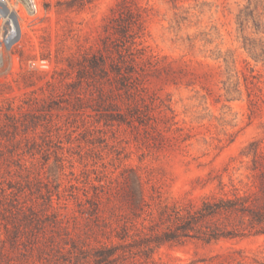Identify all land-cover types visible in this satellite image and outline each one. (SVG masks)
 <instances>
[{
  "label": "rangeland",
  "instance_id": "obj_1",
  "mask_svg": "<svg viewBox=\"0 0 264 264\" xmlns=\"http://www.w3.org/2000/svg\"><path fill=\"white\" fill-rule=\"evenodd\" d=\"M119 1L34 0V19L21 23L20 39L19 30L8 36L10 24L0 26V192L11 185L39 214L48 207L63 218L68 231L60 230L56 264H75V238L93 246L123 241L117 234L131 214L121 213L137 175L158 216L177 201L245 189L252 161L244 153L253 140L264 146V62L244 47L251 38L264 48V0H137L150 12L147 51L197 74L178 84L150 76L140 100L154 114L147 124L120 122L124 115L97 105L94 82L82 77ZM249 67L259 78L246 86L241 71ZM151 207L139 227L144 217L150 224ZM129 224L134 264H264V234L191 237L155 247L147 258L139 251L144 232ZM5 238L0 229V250Z\"/></svg>",
  "mask_w": 264,
  "mask_h": 264
},
{
  "label": "trees",
  "instance_id": "obj_2",
  "mask_svg": "<svg viewBox=\"0 0 264 264\" xmlns=\"http://www.w3.org/2000/svg\"><path fill=\"white\" fill-rule=\"evenodd\" d=\"M149 15V9L137 0H120L105 23V33L100 37V44L86 58L87 63L84 66L86 71H82V74L84 73L82 77L94 82L98 95L97 105L119 110V114L124 115L119 120L123 123L147 124L145 120L154 116L148 109H142L140 102L143 99L142 91H145L150 76L164 77L169 82L178 84L185 80L193 82L190 75H197L187 64L147 51L143 43L148 33ZM244 47L256 62H264V48H258L255 39L244 40ZM223 58L228 64L227 57ZM241 72L246 86L249 83L256 84L254 79L259 77L253 67H249V72L243 70ZM204 75L209 76L211 72L206 71ZM231 92L228 88L227 93ZM233 99V96L227 97V100ZM119 100L124 103L126 111L120 108ZM163 104L165 105V102ZM166 106L173 113L171 106L168 104ZM170 117L173 122L175 115ZM175 123L177 121L171 124ZM158 133L165 135L160 129ZM244 154L251 156L252 161L245 189L234 185L230 195L224 191L226 183L220 178L219 185L224 193L206 195L200 203L189 199L187 202L177 201L172 205L162 206L158 210V216L153 214L142 177L137 175L132 179L133 182L127 192L128 211L121 213L122 216L131 214L128 219L125 217L122 232L117 234L123 241L100 242L95 246L86 242L79 244L76 236L70 235L69 232L70 237L75 238L72 241V249H75L78 257L75 264H134L130 258L135 257L133 255L135 251L126 243L130 236L129 222L140 229V232H144L139 251L147 258L151 257V251L155 247L165 243L181 244L191 237L210 242L222 237L264 234L262 141H251ZM1 167L0 163V173ZM11 187L2 186L0 192V229L6 234L0 250V264H53L54 257L57 256L54 253L63 252L64 249L59 239L60 230L68 231V226L64 224L57 211L51 212L47 207L39 214L40 210L34 205L24 204L20 194L9 191L8 188ZM52 205L51 197L48 206ZM147 207H151L148 213L150 224L145 222L149 218L144 217L139 227L138 218ZM45 215L46 219H43ZM48 217L52 218L47 219ZM146 229L149 232H146Z\"/></svg>",
  "mask_w": 264,
  "mask_h": 264
},
{
  "label": "built area",
  "instance_id": "obj_3",
  "mask_svg": "<svg viewBox=\"0 0 264 264\" xmlns=\"http://www.w3.org/2000/svg\"><path fill=\"white\" fill-rule=\"evenodd\" d=\"M7 11H13L15 14L16 22L19 25V36L16 32L13 36H18L20 39L23 35L21 23L25 24L34 19L36 13L34 0H0V26L2 28L9 24Z\"/></svg>",
  "mask_w": 264,
  "mask_h": 264
},
{
  "label": "bare ground",
  "instance_id": "obj_4",
  "mask_svg": "<svg viewBox=\"0 0 264 264\" xmlns=\"http://www.w3.org/2000/svg\"><path fill=\"white\" fill-rule=\"evenodd\" d=\"M7 14L9 16V24L11 25V28H12L11 34H9L8 36L12 37L14 35V32H16V33L18 32L19 27H18V24L16 22L14 12L13 11H9V12L7 11Z\"/></svg>",
  "mask_w": 264,
  "mask_h": 264
}]
</instances>
